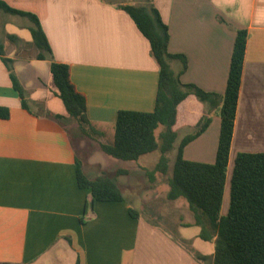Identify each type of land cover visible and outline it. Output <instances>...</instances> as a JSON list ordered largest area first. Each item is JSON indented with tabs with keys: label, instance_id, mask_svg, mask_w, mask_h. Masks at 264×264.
Returning a JSON list of instances; mask_svg holds the SVG:
<instances>
[{
	"label": "crops",
	"instance_id": "crops-1",
	"mask_svg": "<svg viewBox=\"0 0 264 264\" xmlns=\"http://www.w3.org/2000/svg\"><path fill=\"white\" fill-rule=\"evenodd\" d=\"M0 2L38 18L54 61L70 67L71 81L86 99L87 116L100 144L113 142L120 111L154 110L159 68L148 40L120 9L126 4L112 0ZM152 5L168 26L169 52L187 58L181 81L208 93L225 94L237 33H248L221 212L225 216L226 190L230 204L237 155L264 153V0H153ZM0 33L4 45L0 107L10 111L8 118H0V264H212L213 242L199 241L193 252L162 225L141 214L133 218L129 209L134 206L127 202L122 187L124 202L98 201L91 219L81 222L91 196L90 190L80 188L76 166L88 137L81 136L77 122L55 94L51 61L38 60L36 48L33 52L11 48L14 34L5 29ZM4 58L13 60L26 107ZM172 66L181 70L179 62ZM207 110L210 125L184 148L183 156L214 164L221 131L219 108L189 97L178 108L174 131L179 138L191 133ZM106 131H111L110 142H105L110 137ZM193 224L195 220L178 226ZM194 253L208 258L198 261Z\"/></svg>",
	"mask_w": 264,
	"mask_h": 264
},
{
	"label": "trees",
	"instance_id": "trees-1",
	"mask_svg": "<svg viewBox=\"0 0 264 264\" xmlns=\"http://www.w3.org/2000/svg\"><path fill=\"white\" fill-rule=\"evenodd\" d=\"M150 6L122 5L120 9L129 15L138 30L148 40L151 55L159 68V85L152 112L120 111L114 126V139L110 144H100L101 150L119 160L138 161L142 156L159 151L160 159L153 170L144 169L154 182L157 173L167 175L170 171L168 154L176 150L167 199L176 201L185 198L195 217V225L201 230L199 238L214 243L212 264H264V153H239L235 159L230 181V204L227 215H222V205L227 184V173L235 121L242 84L248 33H237L231 59L230 72L223 96L208 93L195 85L184 84L181 75L187 70L188 61L183 55L169 52L170 33L158 10ZM0 8L8 13L28 17L33 44L38 60H50V74L56 96L63 102L71 119L79 125L84 135L93 137L98 133L93 129L88 116L85 97L71 81L70 67L54 61L47 37L34 15L12 9L0 2ZM10 40L18 41L14 35ZM4 48L0 45V53ZM14 89L26 107L25 92L13 69V60L4 58ZM173 62L181 64L175 71ZM195 97L212 109H220L221 131L217 158L214 164L186 160L184 148L205 132L211 123L210 111L202 116L191 133L179 138L174 127L177 123L179 106L189 97ZM10 111L0 107V118H8ZM59 121L66 118L54 115ZM77 179L80 188L90 190V200L81 218L82 223L91 219L94 205L98 201L124 202L117 178L127 175V170H118L114 177L102 175L90 178L83 170L82 159H77ZM130 215L137 219L140 211L130 208ZM194 252V251H193ZM201 262L207 256L194 253Z\"/></svg>",
	"mask_w": 264,
	"mask_h": 264
},
{
	"label": "rangeland",
	"instance_id": "rangeland-1",
	"mask_svg": "<svg viewBox=\"0 0 264 264\" xmlns=\"http://www.w3.org/2000/svg\"><path fill=\"white\" fill-rule=\"evenodd\" d=\"M112 1L117 4L150 6V2L147 0ZM0 16L4 22H6H0V30L5 29L18 38V41L11 40V48L17 49L18 51L28 50L33 52L35 49L31 33V28L34 27H32L33 23L26 18L13 16L1 10ZM8 20H10V22ZM0 45L4 48L3 43L0 42ZM79 131L81 136L88 137L86 138L88 143L87 146L79 150L81 153L83 170L94 178L102 175L114 177L118 170H127L129 174L121 175L117 178L118 185L126 192L125 198L127 202L131 203L134 208L140 211L141 215L156 224L162 225L176 238L185 242L192 251L197 252L198 243L202 241L198 238L201 232L200 228L195 224L188 228L178 226L188 221L191 222L195 220L193 212L189 209L187 200L185 198H180L176 201H169L167 199L170 188L169 177L172 172L176 150L168 154L171 168L169 173L167 175L157 173L155 181L152 182L144 169H154L161 156L159 151L142 156L138 161L119 160L101 150L98 137L84 135L80 128ZM106 134L108 136L110 135V137H106L105 142H110L111 131L110 133L106 131ZM226 191L227 197L225 200V207L228 208V187Z\"/></svg>",
	"mask_w": 264,
	"mask_h": 264
}]
</instances>
